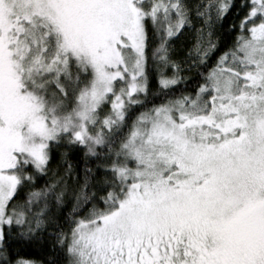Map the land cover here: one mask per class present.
<instances>
[{
	"label": "snow or ice",
	"instance_id": "1",
	"mask_svg": "<svg viewBox=\"0 0 264 264\" xmlns=\"http://www.w3.org/2000/svg\"><path fill=\"white\" fill-rule=\"evenodd\" d=\"M0 264H264V0H0Z\"/></svg>",
	"mask_w": 264,
	"mask_h": 264
},
{
	"label": "trees",
	"instance_id": "2",
	"mask_svg": "<svg viewBox=\"0 0 264 264\" xmlns=\"http://www.w3.org/2000/svg\"><path fill=\"white\" fill-rule=\"evenodd\" d=\"M44 257V253L40 249H25L22 253L21 258L29 260H40Z\"/></svg>",
	"mask_w": 264,
	"mask_h": 264
}]
</instances>
